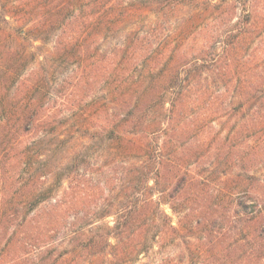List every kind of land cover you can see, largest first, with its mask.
Returning <instances> with one entry per match:
<instances>
[{
  "label": "rangeland",
  "instance_id": "rangeland-1",
  "mask_svg": "<svg viewBox=\"0 0 264 264\" xmlns=\"http://www.w3.org/2000/svg\"><path fill=\"white\" fill-rule=\"evenodd\" d=\"M130 1H125L127 9L133 8ZM248 1L253 19L251 36L238 45V53L258 52V58H264V0ZM58 2L1 0L0 4V82L5 71L19 75L9 90L7 86L3 91L0 89V137L4 131L2 122H8L10 109L21 112L26 106H32L39 110L37 122H44L33 135L23 137L15 149L8 151L0 142V264H190L189 237L172 231L158 233L154 228L157 209L168 214L175 227H179L182 219L159 193L153 169H146L141 155L111 151L105 133L118 130L122 122L116 121L129 110L139 90L131 87L135 92H129L128 87H123L127 95L121 100L119 80L133 81L149 66L157 76L153 80L154 93H167L164 83L168 68L180 62L174 58L178 52H185L188 62L199 57V65L204 67L202 70L193 68L196 85L185 109L186 115L179 122H173L174 136L169 148L163 149L167 140L164 135L151 137L149 129L146 133L138 131L140 137L148 134L142 143L150 142L155 151L161 149L163 153L155 152V155L171 158L169 164L172 160L178 163L190 160L199 174L213 169L228 174L234 168L235 172L249 169L261 175L264 167L257 160L244 164L241 159L244 142L255 141L257 136L252 125L259 122H250L249 116L239 121L233 119L229 116L232 110L227 109L232 99L246 94L242 90L247 80L244 73H234L230 78L210 73L204 53L200 54L201 47L203 51V48L221 50L220 45L213 46L210 34H225L231 29L229 25L246 20L245 9L238 5L237 9L234 2L235 8L225 9L223 16L221 8L213 10L207 16L209 22L200 19L192 24L190 39L184 42L183 25L187 21L191 24L197 16L192 7L147 14L133 24L127 21L114 27L113 23L106 25L108 17L104 13L87 4L74 15L64 10L62 21L54 23ZM159 2L143 1L151 10H157ZM89 16L95 22L87 29L83 23ZM41 26L50 30L48 35L38 32ZM232 29L237 32L236 27ZM75 32H78L77 37L87 32L97 36L82 43L81 55L73 41L64 44ZM36 36L48 37L37 40ZM129 46L131 53L126 56L121 49ZM203 93V99L219 96L214 107L205 100L200 101ZM204 114L208 117L199 120ZM17 118L18 115L12 122H17ZM122 124L121 130H124ZM127 136L135 137L130 133ZM35 153L41 160L33 155ZM167 164L164 169H174L175 165ZM45 185L54 190L52 201L30 209L29 205L36 201L35 193ZM65 190H69L66 197ZM65 198V208L56 211L55 202ZM138 204L144 207L137 210L134 224L127 229L131 234L121 241L109 237L112 245L119 246L117 250L109 246L104 257L83 251L76 257L65 255L57 263L58 255L70 253L74 247V244L63 245V240L71 236L76 222L85 223L86 227L94 223V227H101L98 237L107 235L106 227L115 225L117 214L133 210ZM228 226L229 230L213 241L195 239V245L205 254L203 264H264L256 240L246 239L240 223L231 222ZM139 238L149 240L148 253L134 259L129 257L126 263L114 259L119 249L132 251ZM92 250L98 251L97 248Z\"/></svg>",
  "mask_w": 264,
  "mask_h": 264
},
{
  "label": "trees",
  "instance_id": "trees-1",
  "mask_svg": "<svg viewBox=\"0 0 264 264\" xmlns=\"http://www.w3.org/2000/svg\"><path fill=\"white\" fill-rule=\"evenodd\" d=\"M125 1L126 0H59L54 11V23L62 21L61 14L64 10H68L69 13L74 15V13L84 9L86 4L88 6L92 5V8L99 11L102 15L104 13V15L108 17L106 25L113 23L114 27L118 26L120 23H126L127 21L133 24L147 14H161L165 13L167 9H176L181 6L192 7L195 9L197 16L193 18L191 24L187 21L183 25L181 32L183 35L182 40L184 39L185 42L190 39L189 30L192 28V24H194L195 21H200V19L201 21L209 22L207 16L212 13L213 10L221 8L220 15L223 16L225 15V9H229L234 2V6H236L237 9H239L240 6L245 9L246 20H239L235 26L229 25L228 27L231 29L226 30L224 32L225 34H210V38L213 39V46L217 47L220 45L221 50L213 51L203 48V51L201 47L200 54L201 52L202 54L204 53L203 57L206 59L205 63H207V69L210 73H220L223 78H226L227 75L230 78L232 74L235 73L236 75L240 73V71L244 73L247 80L244 81L242 90L246 94H244L245 96H240V98L232 99L231 102L228 103L227 107L229 108L227 109L232 110L229 116L233 119L239 121L249 116L250 122H259L257 125H252V130H254L257 136L255 141L248 140L244 142L243 146L245 150L241 159L244 161V164L247 162L248 164L254 163L257 160V163L264 167V58H258V52L253 54L247 52V54L242 55L238 53L237 49L238 45L243 40H249L251 36L250 27L253 19L252 12L249 10V1L160 0L157 10L154 9L155 12L151 10V6H146V4L143 3V1L146 0H131L130 3L133 6L131 9L126 8L127 4H125ZM2 9H5V6L2 5ZM7 15L11 16V14ZM87 19L88 20L84 19L83 24L86 25L87 29H90L91 25H94L95 20L90 16ZM41 27L42 28H40L38 32H40L41 35H48L47 33L50 30L47 31L45 27ZM235 27L237 32L232 29ZM77 31H79V29H77ZM28 33L29 32H26V34ZM77 35L78 32H75L74 35L64 41V44L73 41L75 47L79 49V55H81L83 54V49L81 48L83 47L82 43H87L90 38L95 39L97 36L95 34L91 35L90 32H87L86 35L83 34L81 37H77ZM138 35H140L139 32ZM36 37L37 40H43L48 36H44L45 38H40V36ZM132 38L133 37H131L130 40ZM145 38H143V41ZM141 40L142 39H140V41ZM130 42L131 41H129V44ZM134 43L135 42H133V44ZM87 48L88 45L86 49ZM97 49L99 50V47ZM121 50L126 53V56H129L131 53L130 46L126 50L123 48ZM137 51L136 49L134 51V53L136 52V56H138ZM184 53L178 52L174 58L178 59L180 62L174 64L172 68L171 66L168 68L169 72H167V78L164 83L167 87V93H154L153 80H156L154 79L156 75L154 74V69L149 66H146L140 72L137 79L134 77L133 81H127L128 79L119 80V96L121 100H124L127 95L124 89H122L123 87H128L129 92L133 90L131 87H138L139 90L137 91L135 101L129 106V110L116 121L124 123V130H121L123 125L121 123V126L119 125V127H117L118 130L111 129L106 132L105 134L108 136H105V138L109 145H111V151H116L121 154L130 151V153L141 155L140 158L144 159L143 163L146 169H153L154 182L159 193L163 195V198L167 201L166 203L170 205L172 211L182 219L180 220L179 227H175L168 214L157 209L156 213L158 216L153 220L154 228H156L158 233L160 231L166 233L172 231L178 235L189 237L188 239L190 240H188L187 244L191 251L190 264H203L205 261V254L197 244L195 245V239L202 238L210 240L211 238V241H213L214 238L229 230L228 225L231 222L240 223L242 226L241 232L246 235V239L256 240V245L259 250L262 251V258L264 259V170L261 175L252 173L249 169H244L243 172H235L233 168L236 166L235 163L232 166V171L230 173L227 172L228 174L219 172L218 169L199 174L193 169L194 164L188 159L183 160L182 163L172 160V163L170 162L169 164L168 162L171 158H165L164 155L163 157H159L158 154V156L155 155V152L162 154L163 151L161 149L155 151L150 142L147 144L142 143L143 137L148 136V134H144L142 137L137 134L139 133L138 131L146 133L149 129L151 131V137L157 134L164 135L167 140L163 144V149L166 147L169 148L168 146L174 136L172 124L173 122H179L180 118H182L184 114L186 115L185 109L189 105L191 97L194 95L193 88L196 85L194 82L196 77L193 76V68L201 70L204 68L199 65V61H201L199 57V61L196 58L194 61L188 62V56ZM155 60L157 61V58ZM260 61H262V65ZM106 68L109 67L107 66ZM3 74L4 77L0 82L1 91H3L6 86L9 90L10 86L19 78L18 74L10 72L9 70L5 71ZM119 75H121V72ZM133 91L135 92V90ZM168 93L169 100L167 99ZM203 95H205V93L199 96L200 101L202 100L203 102V100H205L211 107H214L215 102L219 99V96L215 98L209 96L203 99ZM213 98L215 100L211 101ZM147 99H152V101L150 100L148 103ZM167 105H169V107H166ZM205 114L201 116L202 118L200 117L199 120L207 118L208 116ZM16 115H18V121L12 122ZM38 117L39 110L37 111V109L32 106H26L21 112L17 109H10L8 122H2L4 131L1 134L0 142L8 151L9 149H15L18 143L23 140V137L31 136L34 134V131L37 132L39 130V127H41L44 122H37L39 121ZM163 122H166L167 125L165 126ZM125 125L127 126L125 127ZM128 133L135 135V137H128ZM33 155L35 157L37 156L38 160H41V156H38L39 154L37 155L35 153ZM166 164L169 166L175 165V167H173V170L164 169ZM53 192L54 190L46 185L44 188L37 190V193H35L36 201L30 204L29 208L33 209L40 203L49 200L52 201ZM64 194L65 197L68 196L69 190H65ZM65 202L66 198L62 201H56L53 208H55L56 211L62 210L66 206ZM29 203L30 202L27 204ZM192 205H196L197 208H192ZM143 207L144 206L138 204L133 210L126 209L119 212L115 225L113 227L107 225V235H101L100 237L97 236L98 231L101 230L100 226L94 227L93 223L86 227L85 223L81 225L76 222L74 224L75 229L72 230L71 236L63 240V245L68 246L69 244H74V247L70 253L65 252L64 254L58 255L56 258L57 263L66 256L72 255V257H76L77 254L81 255L83 251H91L93 253L92 255L104 257L107 255L109 246L117 250L119 246L112 245L109 237L116 238L118 241L125 240V238L131 234L130 232L128 233L129 230L127 231V229L134 224L135 213ZM187 220L189 221L188 223ZM149 222L150 221L147 219L148 226ZM138 235L141 236V234ZM148 241L149 240L146 241L144 239L141 240V238L137 239L136 246L132 251L119 249L115 253L114 259L117 258L119 261L124 260L122 263H126L129 257L134 259L136 257L138 258V256L143 253H148ZM96 248L98 251L92 250ZM64 250H66V248H64ZM93 262H96V260L94 259Z\"/></svg>",
  "mask_w": 264,
  "mask_h": 264
}]
</instances>
